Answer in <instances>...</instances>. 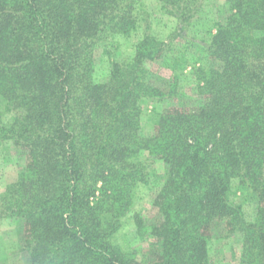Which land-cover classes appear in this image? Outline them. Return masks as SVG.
<instances>
[{
	"label": "trees",
	"instance_id": "16d2710c",
	"mask_svg": "<svg viewBox=\"0 0 264 264\" xmlns=\"http://www.w3.org/2000/svg\"><path fill=\"white\" fill-rule=\"evenodd\" d=\"M205 0H159L188 25ZM142 0H0V157L20 169L0 192V222L20 237L5 259L23 264H142L117 239L146 182L143 153L166 171L153 204L158 218L146 264H211L216 220L242 236L239 264H264V0H230L207 43L218 64L198 79L204 98L182 111L153 109L140 129V101L175 94L150 82L146 62L163 43L146 34L125 62L94 79L96 45L138 27ZM256 196L247 220L233 181Z\"/></svg>",
	"mask_w": 264,
	"mask_h": 264
},
{
	"label": "rangeland",
	"instance_id": "374dc122",
	"mask_svg": "<svg viewBox=\"0 0 264 264\" xmlns=\"http://www.w3.org/2000/svg\"><path fill=\"white\" fill-rule=\"evenodd\" d=\"M230 0H205L191 23L183 25L177 18L165 13L159 0H142L138 9V27L127 34H111L108 39L98 43L94 49V79L104 78L114 61L125 62L135 52V46L146 35H154L163 43L161 57L146 62L151 74L150 82L160 88H166L176 74L179 78L175 85V94L163 101L148 98L140 101V129L148 135L153 129V109L164 108L187 111L203 101L198 88L200 70L215 67L216 60L208 55L207 43L215 32L216 24L223 23L229 14ZM218 63V62H217ZM17 155L0 157V192L4 183L11 182L20 169ZM141 160L146 168V182L134 187V199L131 211L122 218V226L117 233L118 242L132 249L135 257L146 264L151 255L154 238L148 234L139 235L134 223L135 214L143 217L146 224L158 218L157 207L153 199L163 183L165 164L143 153ZM232 200L242 205L247 220L251 219L256 204V196L249 189L233 181ZM18 223L0 222V264H23L21 256L11 255L5 259L4 250H9L13 241L19 237ZM208 249L211 264H239L242 248V236L238 231L231 232L224 221L216 220L208 230Z\"/></svg>",
	"mask_w": 264,
	"mask_h": 264
}]
</instances>
